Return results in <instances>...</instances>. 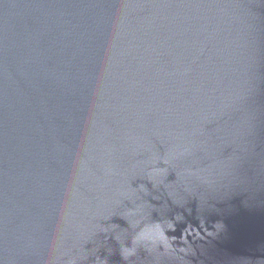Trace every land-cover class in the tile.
<instances>
[{"label":"water","instance_id":"95a60500","mask_svg":"<svg viewBox=\"0 0 264 264\" xmlns=\"http://www.w3.org/2000/svg\"><path fill=\"white\" fill-rule=\"evenodd\" d=\"M0 264H264V0H0Z\"/></svg>","mask_w":264,"mask_h":264},{"label":"clouds","instance_id":"9594fccd","mask_svg":"<svg viewBox=\"0 0 264 264\" xmlns=\"http://www.w3.org/2000/svg\"><path fill=\"white\" fill-rule=\"evenodd\" d=\"M142 235H145V236H147L148 238H153V237H155V236H157V235L162 236L163 233L159 232V226L157 225V229H156V231H148V232H146V233H144V234H142ZM128 254H130V253H128Z\"/></svg>","mask_w":264,"mask_h":264}]
</instances>
